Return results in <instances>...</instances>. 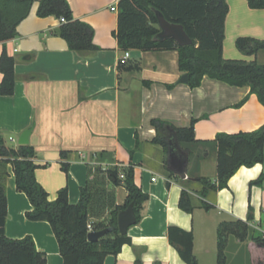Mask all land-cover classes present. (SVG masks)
Masks as SVG:
<instances>
[{"label": "crops", "instance_id": "obj_1", "mask_svg": "<svg viewBox=\"0 0 264 264\" xmlns=\"http://www.w3.org/2000/svg\"><path fill=\"white\" fill-rule=\"evenodd\" d=\"M226 1L224 57L264 64V49L250 55L236 46L239 37L264 40V8L253 9L247 0ZM68 2L76 18L94 27V43L100 50L72 51L56 33L61 21L55 16H38L39 0H35L18 24L17 36L6 42V50L16 62L15 92L0 95V135L17 147L23 131L33 129L29 144L39 166L35 176L49 200H56L59 190L67 187L69 201L77 203L81 188L95 177L96 169L134 170L135 183L147 194L142 218L129 228L132 244L123 245L117 255H108L104 264H135L137 257L142 264H186L169 242L170 226L193 232L197 257L199 252L214 254L219 224L247 220L250 206L254 215L251 233L264 238V183L250 186L264 172V163L242 166L227 188L210 193L208 199L216 203L210 210L201 207V185L196 181L190 184L195 209L188 213L179 207L182 180L199 176L216 180V148L204 142H179L180 152L188 156L187 178L182 179L169 168V151L153 141L158 130L152 123L160 119L174 127H187L196 119L195 136L200 141L213 140L218 133L254 131L264 125V105L258 96L248 86H233L207 75L196 88L181 82L184 72L174 49L129 50L130 57L122 63L124 51L115 36L119 0ZM113 6L117 9L112 10ZM3 49L0 42V56ZM2 79L0 70V83ZM171 130L169 127V140ZM62 151L69 152L68 172L61 165ZM166 166L173 176L168 177ZM8 172L7 236L19 239L31 235L38 250L46 253L47 264H64L50 223L27 218L33 206L18 190L11 165ZM109 188L116 203L123 204L128 196L124 184H110ZM246 242L230 241L233 261ZM249 244L264 254V246L254 240Z\"/></svg>", "mask_w": 264, "mask_h": 264}, {"label": "trees", "instance_id": "obj_2", "mask_svg": "<svg viewBox=\"0 0 264 264\" xmlns=\"http://www.w3.org/2000/svg\"><path fill=\"white\" fill-rule=\"evenodd\" d=\"M0 6V42L4 49L0 56V70L3 79L0 83V95H13L15 92V58L6 50V42L17 36L18 24L29 14L35 0H1ZM253 9H263L264 0H247ZM159 10L172 23L183 25L189 37L190 45H179L174 39L157 40L160 32L155 11ZM229 12L226 0H119L118 28L115 36L119 48L123 51H161L177 50L179 68L189 75L188 85L199 87L204 76L221 80L233 86H248L250 92L258 96L264 105V64L257 60L226 59L223 55L225 21ZM37 15L55 16L61 24L56 33L63 37L69 48L77 53L98 51L94 43V27L76 18L68 0H39ZM236 46L246 54H255L264 49V40L253 37H239ZM193 119L187 127H174L167 121L153 120L158 136L153 140L169 151V127L177 135L180 144L204 142L217 151L216 180L206 176L182 180L183 188L179 207L188 213L195 209L189 185L195 181L201 187L198 194L204 199L201 207L210 210L216 203L208 199L210 193L227 188L230 178L242 166L253 167L264 163V125L250 132L218 133L213 140L200 141L195 136ZM188 151V150H187ZM68 151L61 152L62 168L69 171ZM36 152L32 145L13 146L6 143L0 135V264H47V255L38 250L31 235L23 238H10L6 234L8 216L6 181L8 166L13 167L19 191L29 198L33 209L26 213L29 220L47 221L57 238L64 264H104L108 255H117L123 245L132 244L129 234H121L118 228V215L133 204L137 222L142 218L143 205L147 194L135 183L134 170L113 168L107 171L96 169L95 177L88 179L81 188L77 203L69 201V190H59L58 197L50 201L47 190L37 181L35 171ZM168 177L173 176L166 166ZM91 172V170L89 171ZM120 174L124 175L121 179ZM124 184L128 196L123 204H117L111 186ZM264 172L250 182V186H261ZM254 219L253 208L249 207L247 220H224L218 227V264L228 262V246L232 239L246 242L249 238L264 246V238L251 233L250 222ZM107 227L114 229L98 241H90V231ZM168 239L179 252L186 264H199L194 254L193 232L178 226L168 228ZM135 264H142L137 257ZM154 264H162L156 261Z\"/></svg>", "mask_w": 264, "mask_h": 264}, {"label": "water", "instance_id": "obj_3", "mask_svg": "<svg viewBox=\"0 0 264 264\" xmlns=\"http://www.w3.org/2000/svg\"><path fill=\"white\" fill-rule=\"evenodd\" d=\"M155 13L158 19V26L160 28V32L156 35L157 40L163 41L165 39L172 38L181 46L190 45L193 43V40L185 31L183 25L169 22L163 15V13L159 10H156ZM188 79L189 75L187 73H184L180 80L181 82L186 83L188 82ZM32 130V128H29L23 131L18 140L20 145L29 144ZM171 132L172 137L169 140V168L182 179H186L188 156L187 153L180 152V145L177 135L173 130H171ZM136 222L137 219L135 215L134 206L131 203L118 215V228L120 230V233L123 235L127 234L129 228L135 225ZM113 229V227H107L98 231L92 230L89 232L88 238L90 241H98L100 238L104 237L108 232L112 231Z\"/></svg>", "mask_w": 264, "mask_h": 264}, {"label": "rangeland", "instance_id": "obj_4", "mask_svg": "<svg viewBox=\"0 0 264 264\" xmlns=\"http://www.w3.org/2000/svg\"><path fill=\"white\" fill-rule=\"evenodd\" d=\"M259 234V233H258ZM217 239V245L214 244V254L211 253L210 255L206 254V253H200L199 252V257H197L199 264H218V260H217V252H218V238ZM250 240H252L251 238L248 239V241L246 242V244L244 245V247L242 248V251L240 253V255L236 258L235 261H233V259L235 257H233V251L231 249L232 246H229V251L227 249V254H228V262L230 264H264V254H259L256 252V249L252 248L249 244ZM233 261V262H232Z\"/></svg>", "mask_w": 264, "mask_h": 264}, {"label": "built area", "instance_id": "obj_5", "mask_svg": "<svg viewBox=\"0 0 264 264\" xmlns=\"http://www.w3.org/2000/svg\"><path fill=\"white\" fill-rule=\"evenodd\" d=\"M116 9H117L116 6H113V7H112V10H116ZM129 57H130V51H129V50H128V51H124V53H123V57L121 58V62H122V63H125L126 60H127ZM120 177H121V178H124V175L121 174ZM153 180H156V178H153Z\"/></svg>", "mask_w": 264, "mask_h": 264}]
</instances>
